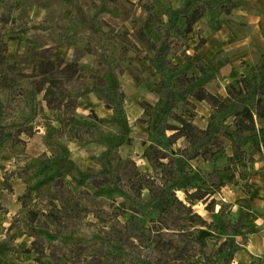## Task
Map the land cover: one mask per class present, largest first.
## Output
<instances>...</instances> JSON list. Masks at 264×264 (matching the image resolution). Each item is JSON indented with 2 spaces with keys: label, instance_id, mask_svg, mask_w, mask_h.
I'll return each mask as SVG.
<instances>
[{
  "label": "rangeland",
  "instance_id": "rangeland-1",
  "mask_svg": "<svg viewBox=\"0 0 264 264\" xmlns=\"http://www.w3.org/2000/svg\"><path fill=\"white\" fill-rule=\"evenodd\" d=\"M194 5L204 12L184 32ZM259 11L246 0H0V263L264 264L234 257L248 199L226 195L253 185L254 159L229 160L233 146L215 130L232 129L236 104L219 111L194 96L204 86L223 99L232 82L254 107L245 82L264 91V57L247 66L259 45L250 53L244 37L247 15ZM221 30L235 40L195 62L199 39ZM34 59L78 64L66 91L75 113L47 106L31 80L40 76L29 75L40 69L28 68ZM90 96L111 116L82 109ZM63 117L96 131L80 141ZM183 120L197 137L181 133ZM263 136L234 134L249 155ZM104 174V186L88 182ZM33 209L44 214L30 221Z\"/></svg>",
  "mask_w": 264,
  "mask_h": 264
},
{
  "label": "trees",
  "instance_id": "trees-1",
  "mask_svg": "<svg viewBox=\"0 0 264 264\" xmlns=\"http://www.w3.org/2000/svg\"><path fill=\"white\" fill-rule=\"evenodd\" d=\"M237 3L232 2L230 6H223L226 13H229L230 9L233 7H236ZM204 12V8L202 5H194L190 10H185L184 18H185V29L184 32H190L193 29L194 24L197 22L198 19H200V16H202ZM0 20H2L0 16ZM140 35H142V38H144V33L138 31ZM143 41V40H142ZM205 43V38L201 37L197 44L195 45L196 49L200 48L201 45ZM152 47V46H151ZM6 50V43L4 41H0V60L3 58L1 57V51ZM32 64V65H30ZM61 65L55 64L53 61H36V59L33 60V63L28 64V68L31 67L33 70L39 69L38 73H30L31 76L39 75V79H31L32 84L37 91H43L44 98L46 100V104L49 108L56 109V110H63L66 113H75L76 107L75 103L72 104L70 100L66 99V91L68 89V83L72 81V78L78 71V64L76 62H70L66 63L62 67ZM197 76L194 78H191L190 80L196 79ZM235 82H240L239 79H235ZM245 85L250 88V92L254 93V97L251 99V102L253 103L254 107H252L248 102H245L243 100V97H246V94L248 92L243 91V89H235L234 84L231 82L229 85H227V95L221 99L219 96L215 95L212 91L207 89L204 86L198 87L197 91L195 92L194 96L202 101L205 100L208 103H211V105L219 111L225 110L228 108V106L232 104H236L235 109L232 112L233 117V127L232 129H227L224 127H220L215 130V132H221V136L224 137L226 140L231 142V145L233 146V153L231 156L228 157L229 160L235 161V162H243L245 159L250 160L252 155H249L245 149H241V141L237 140L234 137V134L242 135L244 133L250 132L255 133L257 130L261 131L263 130V127L257 128L255 118H261L264 117V91L262 89H254L251 87V82L246 81ZM113 109L115 113L118 110H121V106L118 104ZM87 117H92L97 123H101L102 121L99 120L97 114L94 112L93 109H91V112L88 114ZM64 122L66 126L68 127V132H71V136L74 138L76 137L80 141H89V137L91 138L93 134L96 131L95 125L88 123L87 125H80L73 122V118H71L70 121H68L66 118H64ZM179 130H181V133L186 137H197L198 134L195 132L197 127L195 124L191 121H182L181 127H177ZM24 131V130H21ZM261 144L264 145V136L261 138ZM258 146V147H260ZM49 149L54 152L57 156H59V151L55 148L53 145H49ZM206 150H209L208 148H204V152ZM203 151L198 152L199 155H203ZM197 154V155H198ZM148 155V154H146ZM151 159V157H150ZM152 161V159H151ZM153 162V161H152ZM58 184H56L57 189L61 190L62 185H59V179ZM111 181V178L107 177L105 174L100 176L93 175L89 178L88 182H90L94 188H100L104 186L107 182ZM28 218L30 221H34L35 218L39 214H44L43 211L40 209H33L28 210L27 212ZM20 224L15 225V227H19ZM24 252H30L29 249L24 250ZM34 260H39L37 257H35Z\"/></svg>",
  "mask_w": 264,
  "mask_h": 264
},
{
  "label": "crops",
  "instance_id": "crops-1",
  "mask_svg": "<svg viewBox=\"0 0 264 264\" xmlns=\"http://www.w3.org/2000/svg\"><path fill=\"white\" fill-rule=\"evenodd\" d=\"M247 3H255L260 7V11L256 14H248L247 16V26L248 34L245 35L246 41H248L251 47L250 53L253 52L256 45H259V50L254 59L247 57L251 66L252 63H260L264 57V0H246ZM235 40V37L230 30H221L217 34L209 39L206 37L205 43L201 45L200 48L194 49L192 54V59L197 62L205 60L210 61L215 55V50L222 47V43ZM263 53V54H261ZM259 54V55H258ZM208 89V88H207ZM210 90V89H209ZM211 91V90H210ZM215 94V93H214ZM216 95V94H215ZM96 98V97H95ZM82 109L87 110L88 108H95L97 114L110 117L112 112L105 107L97 106V98L94 100L90 96L86 103L81 106ZM127 118L130 123H134L130 114ZM263 130H264V117H261ZM259 126V124H258ZM89 146H91L89 144ZM88 146V147H89ZM254 159L253 165L250 167L249 181L253 185L245 188L236 186V189L226 195L227 199L234 202L235 199L245 198L247 200V206H245V211L242 214V220L240 224V229L235 232V242L236 250L234 252L235 260L240 263H250L255 258H264V145L261 144L259 148L256 149L255 153L252 154ZM226 199V198H225ZM233 199V200H232ZM4 264V263H0ZM16 264H32L30 261L25 259V261H20Z\"/></svg>",
  "mask_w": 264,
  "mask_h": 264
},
{
  "label": "bare ground",
  "instance_id": "bare-ground-1",
  "mask_svg": "<svg viewBox=\"0 0 264 264\" xmlns=\"http://www.w3.org/2000/svg\"><path fill=\"white\" fill-rule=\"evenodd\" d=\"M92 99L95 100V96H92ZM84 104H85V101L82 100V101L80 102V106H83ZM144 163H145V167H146V168L150 166V163H148V161H147L146 159L144 160Z\"/></svg>",
  "mask_w": 264,
  "mask_h": 264
}]
</instances>
